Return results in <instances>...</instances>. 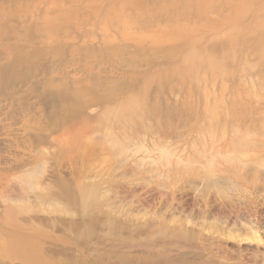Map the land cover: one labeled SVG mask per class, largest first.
<instances>
[{
  "label": "rangeland",
  "instance_id": "1",
  "mask_svg": "<svg viewBox=\"0 0 264 264\" xmlns=\"http://www.w3.org/2000/svg\"><path fill=\"white\" fill-rule=\"evenodd\" d=\"M0 264H264V0H0Z\"/></svg>",
  "mask_w": 264,
  "mask_h": 264
}]
</instances>
